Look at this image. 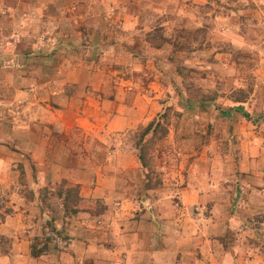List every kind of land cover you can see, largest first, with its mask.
<instances>
[{
    "label": "rangeland",
    "instance_id": "rangeland-1",
    "mask_svg": "<svg viewBox=\"0 0 264 264\" xmlns=\"http://www.w3.org/2000/svg\"><path fill=\"white\" fill-rule=\"evenodd\" d=\"M12 5L15 10L9 8ZM29 6L38 8L36 36L43 40L46 37L47 41V37L53 39L55 35L82 38L71 43L76 47L82 45L78 56L87 67L99 70L108 92L116 81L123 79L156 81L160 88L156 115L111 135L112 139L93 141L80 130L72 131L64 139L56 132L48 153L45 140L38 141L43 147L39 159L23 157L26 162L20 166L21 190L27 198H32L36 191L43 199V211L49 209L58 216L64 204L67 213L75 212L80 205L93 215L106 212L103 198L81 201V188L65 177L62 164L84 167L80 171L82 180L97 176L93 165H135L130 172L121 173L126 178L138 174L131 187L128 183L116 189L128 197L149 198L148 209L153 214L156 209L151 202L158 199L163 201L166 213L176 207L181 220L176 225L179 231L173 230L172 238H178L179 233L182 238L203 235L212 227L210 205L200 200L182 204L180 194L189 183L202 185L207 175L225 169L226 175H216L220 182H225L229 191L225 197L234 210L240 205L243 179L255 187H264V0H0L1 56L5 49L3 41L15 40L14 34L30 15L26 10ZM43 20L52 21L53 28H44ZM16 42L13 50L29 52L28 43ZM113 45L118 47L116 52L109 49ZM43 50L34 54L37 62L44 67L54 62L55 72L61 67L60 56ZM15 63L11 61V66ZM2 64L0 58V68ZM82 75H86L85 71ZM2 85L0 82V94L5 92ZM74 86L77 85H66L70 94ZM3 107L0 99V121ZM150 122L151 130L142 140ZM45 126L39 128L38 134L48 133ZM140 146L146 153L147 168L139 160ZM95 150L96 155L92 154ZM114 153L117 156L112 158ZM42 160L53 162L58 168L46 176L37 168ZM195 168L204 179L193 174ZM68 174L75 176L78 172ZM261 211L250 214L239 225L231 226V220L221 221L223 230L214 237V245H224L235 253L244 247L239 245L242 237L245 247L255 249L263 258L264 237L257 238L256 244L252 236H241L248 229L261 235ZM57 234L53 221L41 222L39 236L33 241L35 249L58 248L63 241ZM9 243L8 238L0 237V252L7 251ZM196 256L182 258L179 254L174 261L195 264ZM240 256L235 254L236 258ZM249 257L250 264H264L255 262L253 253Z\"/></svg>",
    "mask_w": 264,
    "mask_h": 264
},
{
    "label": "crops",
    "instance_id": "crops-1",
    "mask_svg": "<svg viewBox=\"0 0 264 264\" xmlns=\"http://www.w3.org/2000/svg\"><path fill=\"white\" fill-rule=\"evenodd\" d=\"M9 8L15 10L13 5ZM37 9L36 6L26 9L30 15L14 34L15 40L7 38L3 41L4 54L0 55L4 61L0 68V82L5 90L4 94H0L4 103L0 121V237L10 241L8 250L0 252V264H175L179 254L185 258L200 252L203 255L195 257V264H250L252 253L255 262L264 261L255 249L245 247L242 237L239 245L244 247H239L235 253L224 245L213 243L214 237L223 230L221 221L226 223L231 220V226H235L250 214L261 209L264 212V187H255L244 179L240 205L235 210L231 208L229 198L225 197L229 193L225 182H220L216 175H226L225 169L218 173V170L213 171L212 176L205 177L195 168L193 174L197 173V178L205 177L207 181L202 185L189 183L182 188V204L190 205L200 200L213 209L210 231L187 238H182L180 233L178 238H172V231L179 229L176 225L181 220L176 207L166 213L162 208L163 201L158 199L151 202L156 209L153 214L148 209L149 198L136 199L119 193L118 188L128 183L131 187L138 177V171L135 177L121 176L122 172H130L135 165H93L98 174L90 180L80 179V171L84 167L60 165L71 184L81 188V201L104 199L107 209L100 215L87 212L82 205L75 207L76 212L67 213L62 204V214L54 216L49 209L42 210L43 199L36 191L32 198L23 194L20 166L26 162L24 156L38 160L42 155L43 147L39 145V140H45L46 153L52 149L50 141H53L56 132L66 139L72 131L80 130L87 139L107 141L111 135L147 122L159 110L157 98L160 95L157 92L160 88L156 81L118 80L108 92L107 83L98 75L99 70L87 67L78 56L82 45L76 47L71 43L82 38H58L55 35L53 39L47 37V41L46 37L43 40V37L36 36L34 29L39 23ZM41 23L44 28H53L52 21L43 20ZM16 41L28 43L29 52L13 50L17 47ZM117 48L116 45L109 46L112 52H116ZM39 49L43 52L50 50L60 56L61 67L53 72L52 68L56 67L54 62L53 65L47 63L45 67L38 63L34 54ZM12 59L16 61V66H11ZM83 71L86 75H82ZM66 85L77 86L70 94ZM43 125L49 130L46 135L38 134ZM113 152L117 153V150ZM115 153L110 156H117ZM92 154L96 155V150ZM37 166L40 173L46 176L58 168L47 160L40 161ZM69 171L78 174L72 176ZM47 219L54 222L57 235L62 237L63 242L58 248L53 247L34 257L33 241L39 236L40 223ZM241 236H252L257 244V238L264 237V231L260 235L248 229L242 231ZM236 253L241 255L240 258L235 257Z\"/></svg>",
    "mask_w": 264,
    "mask_h": 264
},
{
    "label": "trees",
    "instance_id": "trees-1",
    "mask_svg": "<svg viewBox=\"0 0 264 264\" xmlns=\"http://www.w3.org/2000/svg\"><path fill=\"white\" fill-rule=\"evenodd\" d=\"M152 125H153V122H150L149 125L147 126V128L145 129L144 133H143L142 140H144L145 136L148 135V133L151 130ZM139 149L141 150L140 155H139V160H140L142 166L147 168L148 167V163H147V158H146V155H145L146 153L142 149V146H140ZM54 228L56 229V227H54ZM2 238H6V237H2ZM45 251H46V249H44V250L43 249L42 250H36L35 247H34V244L32 245V255L34 257L41 256Z\"/></svg>",
    "mask_w": 264,
    "mask_h": 264
}]
</instances>
